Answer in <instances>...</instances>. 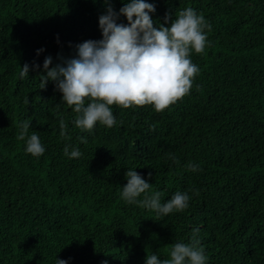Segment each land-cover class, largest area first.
<instances>
[{"label":"trees","instance_id":"1","mask_svg":"<svg viewBox=\"0 0 264 264\" xmlns=\"http://www.w3.org/2000/svg\"><path fill=\"white\" fill-rule=\"evenodd\" d=\"M109 2L119 12L128 0ZM146 2L156 5L154 22L191 7L211 25L204 53L190 56L199 74L163 112L113 105L116 124L89 133L75 127L55 82L39 88V75L46 57L55 66L102 38L104 0H0V264H145L146 255L170 258L194 229L207 264H264V0ZM61 119L70 140L60 136ZM33 132L45 148L39 157L25 151ZM66 145L82 155L69 159ZM128 170L161 203L188 192L189 207L161 218L126 203Z\"/></svg>","mask_w":264,"mask_h":264},{"label":"clouds","instance_id":"2","mask_svg":"<svg viewBox=\"0 0 264 264\" xmlns=\"http://www.w3.org/2000/svg\"><path fill=\"white\" fill-rule=\"evenodd\" d=\"M104 3L106 12L99 17L102 38L76 45V55L55 66L50 67L52 57H46L39 75L40 89H46L49 81L55 82L56 90L62 93L61 102L77 114L74 124L81 132L91 133L97 124L112 128L116 124L113 105L123 109L151 105L161 113L190 94L193 80L200 71L190 56L193 51L204 53L209 44L205 29L211 30V25L191 7L176 13L175 18L172 13H166L164 22L159 23L150 15L155 13L156 5L146 0H128L119 12L109 0ZM120 16L126 17L127 24L117 23ZM42 51L37 50V54ZM32 67L39 69L40 66L34 64ZM21 68L20 77L29 76V65ZM24 103L29 104L28 98ZM19 127L17 138L25 140L30 120L21 122ZM59 127L60 136L70 140L63 119ZM78 139L87 143L83 136ZM70 147L66 145L63 150L69 159L82 155L79 148L69 151ZM25 151L35 157L44 154L45 148L36 132L27 137ZM173 160L179 163L175 157ZM187 167L190 171L199 169L191 162ZM125 178L127 183L122 187L121 198L128 204L151 209L161 218L189 207L191 197L186 191H176L161 203V193L156 191L149 195L151 184L140 173L128 170ZM142 194L144 198L139 200ZM198 233L199 229L193 230L189 243L173 244L170 258L161 260L156 254L146 255L145 264H207ZM56 264H68V261L56 259Z\"/></svg>","mask_w":264,"mask_h":264}]
</instances>
